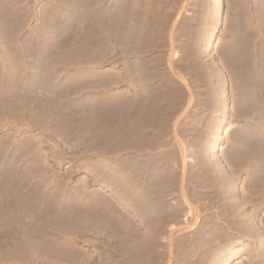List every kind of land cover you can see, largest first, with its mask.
<instances>
[{
	"label": "rangeland",
	"instance_id": "obj_1",
	"mask_svg": "<svg viewBox=\"0 0 264 264\" xmlns=\"http://www.w3.org/2000/svg\"><path fill=\"white\" fill-rule=\"evenodd\" d=\"M0 109V264H264V0H0Z\"/></svg>",
	"mask_w": 264,
	"mask_h": 264
},
{
	"label": "bare ground",
	"instance_id": "obj_2",
	"mask_svg": "<svg viewBox=\"0 0 264 264\" xmlns=\"http://www.w3.org/2000/svg\"><path fill=\"white\" fill-rule=\"evenodd\" d=\"M11 63H13V62H11ZM3 66H4V65H3ZM11 66H12V64H11L9 67H11ZM16 66H17V65H16ZM2 68H3V67H2ZM4 68H5V67H4ZM12 69H13V68H12ZM20 70H21V66H20ZM3 72H4V71H3ZM3 72L1 73L2 76H4L5 73H6V72H5V73H3ZM20 72H21V71H20ZM11 74H12V73H11ZM256 84H257V83H256ZM14 86H15V85H14ZM16 86H17V85H16ZM18 87H19V86H18ZM22 88H24V87H22ZM25 88H26V87H25ZM24 92H25V91H24ZM6 102H7V101H6ZM1 103H3V102H1ZM3 106H4V104H3ZM3 108H4V107H3ZM8 108H9V106H8ZM0 110H1V109H0ZM7 110H8V109H7ZM3 111H4V110H2V112H3ZM5 111H6V109H5ZM25 111H26V110H25ZM0 112H1V111H0ZM19 112H20V111H19ZM26 112H27V111H26ZM26 112H25V113H26ZM5 113H6L5 115L9 116V119H10L11 116L13 117L14 115H16V111H15L14 109H9V111H8V112H5ZM23 114H24V113H23ZM0 115H1V114H0ZM12 117H11V118H12ZM253 154H254V153H253ZM263 163H264V162H263ZM263 163H262V164H263ZM263 166H264V164H263ZM259 167H261V165H260ZM263 169H264V168H263ZM218 177H219V176H218ZM253 177H254V179H253V180H254V181H253V182H254V183H253L254 188H255V185H256V184L264 183V173H263L262 175H261V174L255 175V176H253ZM207 179L209 180V178H207ZM216 179H217V180L219 181V183H221V184H225V183H228V182H229V183H228V186L231 185V184H230V183H231V182H230L231 179H230V177H228V176H224V175L222 176V175H221V177H220L219 179H218L217 177H216ZM205 181H206V179H205ZM209 181H210V180H209ZM217 183H218V182H217ZM219 183H218V184H219ZM221 184H219V185H221ZM254 184H255V185H254ZM253 186H252V187H253ZM260 186H261V185H260ZM230 187H231V186H230ZM230 187H229V188L227 187V190H228V189L230 190ZM224 188H226V187L224 186ZM232 188H233V187H232ZM220 189H222L221 186H220ZM259 189H260V191H263V190L261 189V187H260ZM263 189H264V188H263ZM225 190H226V189H225ZM225 190H224V191H225ZM225 192H226V191H225ZM223 193H224V192L222 191V194H223ZM226 193L230 194L231 192H228V191H227ZM262 193H263V192H262ZM223 196H225V195L223 194ZM226 196H227V195H226ZM257 197H258V196H257ZM255 198H256V196H255ZM232 202H233V201H232ZM239 202H240V201H239ZM230 204H231V203H230ZM234 204H235V203H234ZM230 207H231V205H230ZM239 214H240V213H239ZM241 219H242V221H243L244 218H241ZM248 221H249V220H248ZM244 222H245V220H244ZM249 222H250V221H249ZM247 224H248V223H246V225H247ZM249 224H251V223H249ZM249 224H248L246 227L250 226ZM241 225L243 226V224H241ZM252 225H253V224H252ZM252 225H251V226H252ZM263 225H264V224H263ZM263 225H261V226H263ZM252 227H253V226H252ZM255 227H256V226H255ZM254 229H255V228H254ZM257 229H258V228H257ZM257 229L255 230V234L258 232ZM252 230H253V229H252ZM258 230H259V229H258ZM252 232H254V231H252ZM260 232H261V231H260ZM250 233H251V232H250ZM258 233H259V232H258ZM258 233H257V234H258ZM252 234H253V233H252ZM257 234H256V236H257ZM259 235H260V234H259ZM259 235H258V236H259ZM129 240H130V239H129ZM131 240L133 241V239H131ZM127 243H128V242H127ZM132 243H133V242H132ZM41 244H42V243H41ZM43 244H44V243H43ZM130 244H131V243H130ZM130 244L128 243V245H130ZM134 244H135V243H134ZM42 246H44L45 248L47 247L46 244H44V245H42ZM134 253H135V250H134Z\"/></svg>",
	"mask_w": 264,
	"mask_h": 264
},
{
	"label": "crops",
	"instance_id": "obj_3",
	"mask_svg": "<svg viewBox=\"0 0 264 264\" xmlns=\"http://www.w3.org/2000/svg\"><path fill=\"white\" fill-rule=\"evenodd\" d=\"M73 219V218H72Z\"/></svg>",
	"mask_w": 264,
	"mask_h": 264
}]
</instances>
